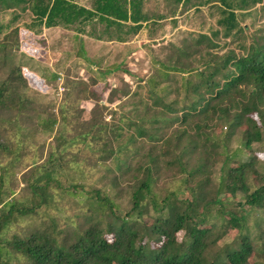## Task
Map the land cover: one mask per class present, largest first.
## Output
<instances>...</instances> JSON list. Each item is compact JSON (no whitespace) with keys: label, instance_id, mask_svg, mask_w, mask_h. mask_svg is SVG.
Returning a JSON list of instances; mask_svg holds the SVG:
<instances>
[{"label":"trees","instance_id":"16d2710c","mask_svg":"<svg viewBox=\"0 0 264 264\" xmlns=\"http://www.w3.org/2000/svg\"><path fill=\"white\" fill-rule=\"evenodd\" d=\"M263 1L197 0L191 3L197 8L213 5L218 12L215 22L219 29L213 30L210 35H197L195 43L206 47L199 66L159 63L157 77H149L143 82L146 96L154 95L152 103L161 109L150 121L157 126L150 131L141 123L134 122L132 134L126 139L127 142L136 138L160 140L167 145L176 141L175 148L179 146V152L167 164L175 161L179 171L185 172L186 176L201 171L205 161L201 155L194 165L188 166L183 157L188 158L190 153L196 151L199 140L204 146L213 139V143L220 147L218 155L222 156L214 196H206V191L202 189L204 181L198 180L189 187V198H178L174 191L157 198L152 185L158 166L148 153L147 162L136 166L140 173L135 175L128 190L131 201L129 209L121 212L109 190L93 188L84 198L88 212L84 224L61 229L55 218L50 216L48 224H40L25 236L15 234L5 239L2 232L13 221L44 213V209L54 205V193L49 190L50 182L55 181L52 176L54 169L52 166L46 169L42 164L32 165L33 170L38 168L43 172L27 183L29 200L19 202L13 197L12 189L3 190L0 186V264H11L12 256L21 257V264H251L255 251H252L249 241L251 234L246 217L254 208L264 209V182L250 188L247 180L256 179L252 171L257 154L244 155L242 149L248 150L264 135V36L253 38L247 45L238 44L240 54L227 49L219 55L211 51L218 47L211 37L221 34L228 38L242 33L244 27L240 26L239 18L252 14L255 5ZM172 2L184 5L190 0ZM9 3H22L30 12L32 20L24 29L31 25L46 28L73 26L78 33H85L86 25L99 24L102 28L99 34L90 33L99 40L105 38L124 42L149 19L142 10L143 0H90V6L79 4L78 0H0L3 7H9ZM18 30L21 31L14 27L0 41V50L6 58L12 59L15 54L7 52L5 39L17 35ZM78 52L79 56L87 59L81 45ZM21 69L18 61L10 67L8 76L0 80L1 108L16 112L24 109V98L15 85L24 80ZM176 76L179 77L177 89L184 90V100L178 108L173 106L174 101L164 100L173 92L171 83ZM159 92L162 93L160 96L157 95ZM62 111H59L61 118ZM193 119L194 133L183 128L171 136L161 137L157 134L161 125H169L174 120L184 125ZM55 123V119L47 122L49 127ZM210 126L220 127V130L224 127L225 131L219 138H213L207 132ZM105 127L110 128L108 125ZM239 127H243L237 131L239 146L229 150L230 139ZM17 129L23 130L20 126ZM117 136L119 133H112V139H117ZM55 137L58 143L54 151L57 153L62 132ZM103 143L106 146L104 151L115 160L117 169L127 168L124 160L119 159L125 144H118L114 148L109 140ZM8 148L0 142V152L10 153ZM168 150L165 148L163 153ZM186 180L184 177V182ZM115 181L116 177L111 180ZM69 187L70 193L74 194L77 185L72 179H69ZM225 191L229 193L228 197L235 195L236 191L242 192L243 201L251 210L242 208L243 204L238 205V212L235 211L237 209L226 208L219 198ZM148 213L150 223L143 219ZM214 222L224 223L226 233L237 231V245L225 244L213 250L214 244L223 235L218 232V226L214 236ZM179 232L183 234L180 240L177 239ZM261 238V234L256 235V239ZM257 251L264 253V239L261 250Z\"/></svg>","mask_w":264,"mask_h":264},{"label":"rangeland","instance_id":"374dc122","mask_svg":"<svg viewBox=\"0 0 264 264\" xmlns=\"http://www.w3.org/2000/svg\"><path fill=\"white\" fill-rule=\"evenodd\" d=\"M196 1L190 0V3L182 5L172 0H143L142 10L149 19L124 42L90 36L92 31L99 34L102 30L99 24L86 25L85 33H78L73 26L46 28L31 25L24 29L32 20L24 4L0 5V41L14 27L21 29L17 35L5 39L7 52H13L14 58L4 57L0 50V80L7 77L10 67L19 61L24 80L15 85L25 105L17 112L0 107V142L11 150L10 153L0 152V186L3 190L12 189L13 197L25 202L30 199L27 183L43 172L38 168L33 170L32 165L42 164L46 169L52 166L55 180L49 184V190L54 193V205L44 209V213L40 212L42 215L38 213L13 221L2 232L5 239L15 234L25 236L40 224H48L50 216L55 218L61 229L84 224L88 214L84 198L93 188L109 190L121 212L129 209L131 201L128 190L139 172L136 166L147 162L148 153L158 166L152 185L157 198L170 191L176 192L178 198H189L188 189L198 180L204 181L202 189L206 191V196H214L222 156L218 155L220 147L213 143V139L204 146L199 140L196 151L190 153L188 158L183 157L182 160L192 166L203 155L205 164L193 176L179 171L175 161L167 164L179 152V146L175 148L176 141L171 145L144 138L126 141L132 134L134 122L141 123L150 131L157 126L150 121L161 109L152 103L154 95L146 96L143 82L149 77H157L159 63L199 66L206 47L195 43L197 35H210L213 30L219 29L215 22L218 16L215 7L210 4L199 8L191 5ZM78 3L90 6V0H78ZM254 8L252 14L239 18L240 26L244 27L242 33L228 38L221 34L211 37L218 44L217 48L211 49L212 52L219 55L233 49L240 54L238 44L247 45L253 38L264 36V1ZM80 45L87 59L79 56ZM171 84L173 92L164 100L174 101L173 106L178 108L184 100V90L177 89L178 76ZM161 94L157 93L159 96ZM60 109L64 110L62 118ZM50 119L56 121L52 127L47 124ZM106 125L113 130L106 129ZM17 126L23 130L19 131ZM183 128L194 133V119L184 125L178 120L161 125L157 134L161 137L171 136ZM219 128L210 126L207 132L213 138H219L225 131L224 127ZM242 128L236 129L235 136L230 139L229 150L239 146L237 131ZM60 132L63 138L56 153L54 147L58 142L55 136ZM113 132L119 133L115 140L112 139ZM105 140H109L114 148L118 144H125L119 159L124 160L127 168L117 169L115 160L104 151ZM165 148L169 150L163 153ZM242 150L244 155L257 154L252 171L256 179L247 180L250 188H254L264 182V135L248 150ZM114 177L115 183L111 182ZM184 177L187 178L185 182ZM69 179L77 185L74 194L70 193ZM227 194L225 191L219 196L226 208L237 209L235 211L238 212V205L243 204L242 208L251 210L244 203L242 192L236 191L231 197ZM145 202L148 203L147 200ZM150 213L143 218L147 223H150ZM246 218L251 234L249 241L252 251H255L251 264H264V253L257 251L261 250L264 239V209L254 208ZM214 225V236L218 226V232L223 235H220L213 250L225 244L237 245V231L226 233L224 223L214 222ZM259 233L262 238L256 239ZM182 236V232H179L177 239L180 240ZM10 258L11 264H21L23 261L21 257Z\"/></svg>","mask_w":264,"mask_h":264}]
</instances>
